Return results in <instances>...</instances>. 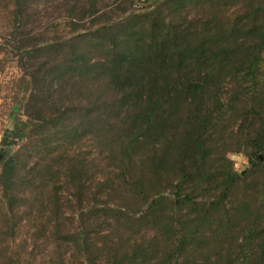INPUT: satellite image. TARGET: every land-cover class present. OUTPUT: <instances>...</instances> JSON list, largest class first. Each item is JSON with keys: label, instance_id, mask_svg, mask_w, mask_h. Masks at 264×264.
<instances>
[{"label": "trees", "instance_id": "obj_1", "mask_svg": "<svg viewBox=\"0 0 264 264\" xmlns=\"http://www.w3.org/2000/svg\"><path fill=\"white\" fill-rule=\"evenodd\" d=\"M135 1L0 0V264H264V0Z\"/></svg>", "mask_w": 264, "mask_h": 264}, {"label": "rangeland", "instance_id": "obj_2", "mask_svg": "<svg viewBox=\"0 0 264 264\" xmlns=\"http://www.w3.org/2000/svg\"><path fill=\"white\" fill-rule=\"evenodd\" d=\"M155 1L157 0H136L135 5L132 7V13H138L141 10V6H148ZM236 13V4L233 3L228 7L226 14L233 19ZM3 19L4 16L0 15V142L4 130L12 127V121L9 119L11 109L20 106V100L28 94V91L26 92V80L23 78V71L19 67L18 57L10 47L2 45L4 43L2 36L5 35L6 31V29H2L5 26V23L1 22ZM61 32L65 34L67 30H61ZM229 158L234 165V171L239 174L248 171L249 163L243 154L231 153ZM69 197L72 200L71 196ZM88 224L94 225L93 220L85 221V226H88ZM17 235L19 237L9 240L11 242L9 250L14 249L16 252H20L23 257L22 264H50L49 259L53 254L52 248L34 242L32 244L28 240L25 241L23 239L25 237L24 231ZM31 256H34V259Z\"/></svg>", "mask_w": 264, "mask_h": 264}]
</instances>
